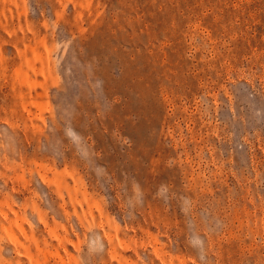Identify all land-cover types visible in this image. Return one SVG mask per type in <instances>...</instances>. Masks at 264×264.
<instances>
[{"label":"rangeland","instance_id":"1","mask_svg":"<svg viewBox=\"0 0 264 264\" xmlns=\"http://www.w3.org/2000/svg\"><path fill=\"white\" fill-rule=\"evenodd\" d=\"M0 264H264V0H0Z\"/></svg>","mask_w":264,"mask_h":264}]
</instances>
